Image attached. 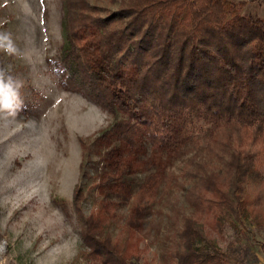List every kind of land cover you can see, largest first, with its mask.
I'll return each instance as SVG.
<instances>
[{
  "label": "trees",
  "instance_id": "obj_1",
  "mask_svg": "<svg viewBox=\"0 0 264 264\" xmlns=\"http://www.w3.org/2000/svg\"><path fill=\"white\" fill-rule=\"evenodd\" d=\"M101 2L64 0L58 69L65 85L124 115L96 140L103 146L117 141L107 152L112 169L74 192L88 255L102 264L140 262L136 226L147 213L149 191L135 194L120 227L115 203L93 199L88 215L82 204L142 171L145 143L162 164L209 126L214 131L188 171L195 181L187 197L197 214L183 218L175 262L259 264L250 245L221 250L210 231L223 232L229 220L242 218L264 226V15L241 14L264 0H109L114 10ZM213 166L220 170L210 171ZM249 188H255L252 196Z\"/></svg>",
  "mask_w": 264,
  "mask_h": 264
},
{
  "label": "rangeland",
  "instance_id": "obj_2",
  "mask_svg": "<svg viewBox=\"0 0 264 264\" xmlns=\"http://www.w3.org/2000/svg\"><path fill=\"white\" fill-rule=\"evenodd\" d=\"M101 4L116 8L109 0ZM241 14L262 16L264 4H248ZM63 17L64 0H0V34L7 37L0 40V69L23 83L22 110L0 113V264H102L83 244L74 192L77 184L87 190L112 169L107 152L117 141L103 146L96 140L124 115L109 113L88 91L60 80ZM213 131L205 126L190 135L162 164L145 143L138 158L142 171L95 191L82 204L84 213L93 199L113 202L120 227L135 194L149 191L147 213L136 226L143 239L138 264H176L183 218L197 214L187 197L195 181L188 171ZM254 192L249 188L246 195ZM210 237L224 251L230 243L250 245L264 264V226L251 218L229 220Z\"/></svg>",
  "mask_w": 264,
  "mask_h": 264
},
{
  "label": "clouds",
  "instance_id": "obj_3",
  "mask_svg": "<svg viewBox=\"0 0 264 264\" xmlns=\"http://www.w3.org/2000/svg\"><path fill=\"white\" fill-rule=\"evenodd\" d=\"M4 34H0V40H6ZM7 51L8 49L5 48ZM23 83L11 75H7L4 69H0V113L16 114L17 109L22 110L20 89Z\"/></svg>",
  "mask_w": 264,
  "mask_h": 264
}]
</instances>
